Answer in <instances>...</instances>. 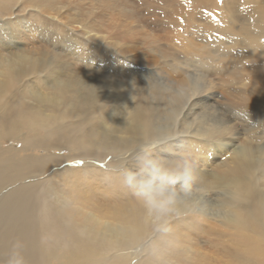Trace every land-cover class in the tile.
Segmentation results:
<instances>
[{"label": "bare ground", "instance_id": "1", "mask_svg": "<svg viewBox=\"0 0 264 264\" xmlns=\"http://www.w3.org/2000/svg\"><path fill=\"white\" fill-rule=\"evenodd\" d=\"M143 2L0 0V264H264V0Z\"/></svg>", "mask_w": 264, "mask_h": 264}, {"label": "rangeland", "instance_id": "2", "mask_svg": "<svg viewBox=\"0 0 264 264\" xmlns=\"http://www.w3.org/2000/svg\"><path fill=\"white\" fill-rule=\"evenodd\" d=\"M58 1L61 2V0H58ZM62 1L67 2L66 6H65V10H61V13H60V17L62 18V20L66 21L67 18L69 20H76V17L85 18V22H87L86 23V26H87L86 29L90 32V34H88L90 36L92 34L99 36L102 33L105 36V34H107V32H108V27H109V24L111 22V20H109V18L107 17L108 14L111 13V11L106 10V7H108V5H115L117 8L119 6L116 4L122 5L125 2V0H106V1L105 0H101V1H97V0H62ZM132 1L134 3H136V5L140 9H142V10L145 9V2H143L144 0L143 1L142 0H132ZM132 1L130 0V3H128V4L132 5V3H133ZM139 1H141V2H139ZM131 8L134 10L135 14L143 13L142 11H138L135 8V6H133V5L131 6ZM116 10H118V9H116ZM106 11L108 14H104V13H106ZM116 12H118V11H114V13H116ZM77 14H78V16H77ZM102 16H104V17H102ZM146 16L149 20H152L150 18V15L149 16L146 15ZM158 16H160V15H158ZM152 18L154 19V17H152ZM159 18L160 17H158L157 20L154 19V21L150 25L149 29H151V31L155 34L162 35L163 40L172 41L173 37L176 36V32L173 34V36H171V34H167L166 29L168 26L166 27V25L159 24L160 23ZM72 26H76V24H72ZM165 27H166V29L163 30ZM149 32H150V30H149ZM107 40H108V38H105L103 40V43L104 42L108 43L110 41V40H108V42H107ZM23 47H27V48H29V50L35 48V46H33V44H26ZM161 47H163L164 49H168L170 51L173 50L172 45H169L165 42L162 43ZM210 47H212V46H210ZM172 52H174V50ZM179 57H181V59L185 58L184 56H179ZM216 83H219V81L216 80ZM217 99L218 100L221 99V94H217Z\"/></svg>", "mask_w": 264, "mask_h": 264}, {"label": "clouds", "instance_id": "3", "mask_svg": "<svg viewBox=\"0 0 264 264\" xmlns=\"http://www.w3.org/2000/svg\"><path fill=\"white\" fill-rule=\"evenodd\" d=\"M144 163L153 169V174L148 177H141L137 179L136 175L133 173H128L126 176V181L129 184L135 183L140 194L143 196L146 206L150 211H154L159 215H167L175 210V198L174 195H165L166 184L163 179L157 182L156 173L160 172L161 164L159 161L152 159L150 157L143 158ZM185 182L191 179V165H186L185 172L183 173ZM177 177H169V183L175 182ZM16 264H22V262L17 261Z\"/></svg>", "mask_w": 264, "mask_h": 264}]
</instances>
